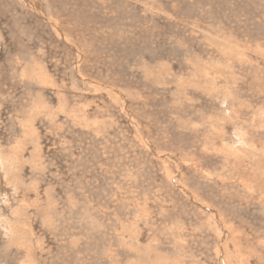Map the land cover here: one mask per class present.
Segmentation results:
<instances>
[{
	"label": "rangeland",
	"instance_id": "obj_1",
	"mask_svg": "<svg viewBox=\"0 0 264 264\" xmlns=\"http://www.w3.org/2000/svg\"><path fill=\"white\" fill-rule=\"evenodd\" d=\"M0 264H264V0H0Z\"/></svg>",
	"mask_w": 264,
	"mask_h": 264
}]
</instances>
